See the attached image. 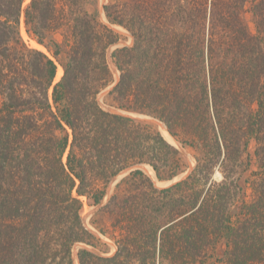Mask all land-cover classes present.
<instances>
[{"label": "trees", "instance_id": "trees-1", "mask_svg": "<svg viewBox=\"0 0 264 264\" xmlns=\"http://www.w3.org/2000/svg\"><path fill=\"white\" fill-rule=\"evenodd\" d=\"M24 1L0 0V95L5 96L0 106V264H74L73 244H91L95 238L82 221L81 196L99 204L113 177L142 163L150 164L159 179H172L183 171L184 156L154 124L98 104L96 94L111 82L105 49L116 39L113 32L107 37L97 30L98 10L89 13L83 0H32L23 9ZM130 2L126 26L134 42L112 90L126 98L117 107L163 119L174 135L176 126L189 136L184 144L202 151L184 180L162 190L150 182L145 191L155 198L187 188L177 212L180 235L167 252L183 264H205L211 256L205 247L224 239L223 257L210 264H264V0H189L187 8L173 12L166 0ZM67 8L69 20L60 14ZM104 9L109 21L123 24L122 7L106 4ZM23 11L41 43L37 24L69 29L64 40L70 58L56 84L55 60L20 40ZM50 42L58 55L61 43ZM95 44L101 51L100 73L91 77L80 73L79 64ZM147 45L156 46L158 79L148 72ZM185 90L193 95L189 107ZM246 103L255 109L244 110ZM249 138L259 141L255 177L243 179L242 171L230 167L222 181H213L215 164L240 163ZM140 174L145 175L135 169L130 175ZM246 185L254 196L251 203L241 199ZM167 243L172 245L162 238L163 254ZM94 258L93 250L80 249L81 264H94Z\"/></svg>", "mask_w": 264, "mask_h": 264}, {"label": "rangeland", "instance_id": "rangeland-1", "mask_svg": "<svg viewBox=\"0 0 264 264\" xmlns=\"http://www.w3.org/2000/svg\"><path fill=\"white\" fill-rule=\"evenodd\" d=\"M31 1L32 0H25L23 3V9H26ZM148 1L152 2V0ZM188 1L189 0H166V3H169L170 12H173L182 7V5L187 8V6H189ZM180 2H182V4ZM130 3V0H83V8L89 13L94 15L95 11L98 10L95 15L96 19H94L97 30L102 31V33L105 32L107 37H112L110 35L111 32L116 36L115 41L105 49L106 62L110 70L111 82L99 90L96 94V100L105 110L145 120L154 124L164 138L183 153L184 169L172 179L161 180L158 178L156 171L150 164H138L121 171L105 185V194L99 204L94 203L86 196H81L80 198L83 201V208L81 210L82 221L95 238L91 240V244H86L84 242H76L73 244L71 251L74 264H81L79 259V251L81 248L93 250L97 254V258L93 259L94 264H183L178 259L177 254H169L167 251L170 250L169 247H171V249L174 248V244L177 243V238L180 235V220L177 212L179 209L178 207L180 206V199L186 195L187 188L173 191L165 197L157 195L155 198L146 196L145 191L150 186V182L153 183L155 188L162 190L184 180L196 166V159L202 155V151L191 145L184 144L182 140L189 138V136H187L186 133H180L179 128H176V126L173 128V131L177 134L174 135L163 119L151 114L129 111L117 107L121 101H126V98L119 93H112V90L121 79L122 70L120 69L119 64L125 67L126 61L129 59L130 55L127 48L131 47L134 42V36L126 26L129 15L128 11L125 9L130 7ZM106 4H113V7L118 6L123 8V10H121L124 18L123 24L112 23L108 20L104 9ZM249 6L250 3L247 4V7ZM68 11L69 9L67 8L65 11H60V14H62L63 18L67 17L69 20L70 11L69 14H67ZM112 11H114V9H112ZM24 15L25 12L23 11L19 28L20 40L28 48L42 51L55 60L58 66L57 75L54 80V84H56L64 77L65 71L63 63H66L70 58V44L64 40V34L69 33V29L64 25L51 30L44 27L43 23L39 25L37 24L34 30L36 29L40 32V37L43 39V43H41L32 28L26 25ZM246 18L249 26L253 29L254 23L252 21L251 13L247 12ZM172 25L178 26L176 22ZM50 39H55L61 43L60 53L58 55L54 54L55 46H53V48L49 46V43H51ZM147 47L150 59L147 63L148 72L153 78L158 79L159 69L155 66L154 62L156 46L147 45ZM121 48H125V50L120 51ZM100 55V47L95 44L93 50L88 52L86 57L87 60L85 59L79 64L82 69L80 70V73H90L91 77H98L100 72L97 63L100 62ZM161 57L162 55H160V58ZM95 83L94 80L91 81L92 86L95 85ZM52 89L53 88H50L49 90L50 96H52ZM184 94L187 96V106L189 107L192 104V92L191 90H185ZM4 97V95H0V106ZM246 105L247 103L245 104L244 110L245 108L251 110L256 107L254 103ZM246 138L247 136L244 138L241 137V140ZM258 146V140L255 138H249L247 148L242 151L240 163H233V165L230 162L229 164L228 162H224L225 164L216 163L211 175L212 180L216 182L222 181L223 170L230 169V167H232V170L239 171L238 173L242 171L241 176H243V179L246 177L254 178L255 175H253V172L258 169V165L261 162L260 157L257 155ZM29 148L30 146L28 144L27 149ZM66 154L64 157L65 160ZM238 154V152H235L233 155ZM135 169L143 170L145 175L140 174L132 177L130 174ZM127 176L130 177L128 182L123 183L122 187L118 188V183ZM240 182L242 185V180ZM117 192H119L118 200L116 203L110 204L112 196ZM253 197L251 187L249 185L243 187L241 190V199L251 203L253 202ZM158 199L159 201L155 203L154 200ZM162 238L168 240V242L172 241V245H169L168 243L166 244V252L164 254L161 252ZM226 247L224 239L208 244L205 247V251H208L207 253L211 256L206 259L205 264H210L211 260L216 261V259L218 262V260H220L219 257H223ZM118 252H120V255H118L115 260H109ZM187 264L202 263L197 260L192 263L191 261H188Z\"/></svg>", "mask_w": 264, "mask_h": 264}, {"label": "bare ground", "instance_id": "bare-ground-1", "mask_svg": "<svg viewBox=\"0 0 264 264\" xmlns=\"http://www.w3.org/2000/svg\"><path fill=\"white\" fill-rule=\"evenodd\" d=\"M164 129V128H163ZM167 136L169 137V135L167 134Z\"/></svg>", "mask_w": 264, "mask_h": 264}]
</instances>
